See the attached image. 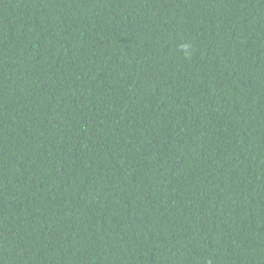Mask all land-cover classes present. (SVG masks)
Returning <instances> with one entry per match:
<instances>
[{"label":"trees","instance_id":"16d2710c","mask_svg":"<svg viewBox=\"0 0 264 264\" xmlns=\"http://www.w3.org/2000/svg\"><path fill=\"white\" fill-rule=\"evenodd\" d=\"M0 264H264V0H0Z\"/></svg>","mask_w":264,"mask_h":264}]
</instances>
